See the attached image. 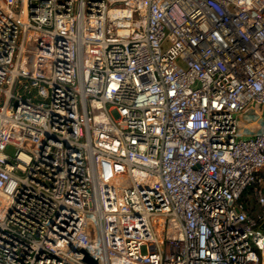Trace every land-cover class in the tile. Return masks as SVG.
I'll return each mask as SVG.
<instances>
[{
    "label": "built area",
    "instance_id": "2783aa9c",
    "mask_svg": "<svg viewBox=\"0 0 264 264\" xmlns=\"http://www.w3.org/2000/svg\"><path fill=\"white\" fill-rule=\"evenodd\" d=\"M87 258L264 264V0H0V264Z\"/></svg>",
    "mask_w": 264,
    "mask_h": 264
},
{
    "label": "trees",
    "instance_id": "16d2710c",
    "mask_svg": "<svg viewBox=\"0 0 264 264\" xmlns=\"http://www.w3.org/2000/svg\"><path fill=\"white\" fill-rule=\"evenodd\" d=\"M239 202L243 204L250 217H254L261 212V208L254 194V187L247 188L242 194Z\"/></svg>",
    "mask_w": 264,
    "mask_h": 264
},
{
    "label": "rangeland",
    "instance_id": "374dc122",
    "mask_svg": "<svg viewBox=\"0 0 264 264\" xmlns=\"http://www.w3.org/2000/svg\"><path fill=\"white\" fill-rule=\"evenodd\" d=\"M112 117H113L114 119H118V118H119V115H118V113H117L116 111H113V112H112Z\"/></svg>",
    "mask_w": 264,
    "mask_h": 264
},
{
    "label": "water",
    "instance_id": "95a60500",
    "mask_svg": "<svg viewBox=\"0 0 264 264\" xmlns=\"http://www.w3.org/2000/svg\"><path fill=\"white\" fill-rule=\"evenodd\" d=\"M87 261H88L89 263H91V264H95V261L92 260V259H90V258H87Z\"/></svg>",
    "mask_w": 264,
    "mask_h": 264
},
{
    "label": "crops",
    "instance_id": "0c3cea01",
    "mask_svg": "<svg viewBox=\"0 0 264 264\" xmlns=\"http://www.w3.org/2000/svg\"><path fill=\"white\" fill-rule=\"evenodd\" d=\"M250 127H251V128H254V127H256V125H251Z\"/></svg>",
    "mask_w": 264,
    "mask_h": 264
}]
</instances>
